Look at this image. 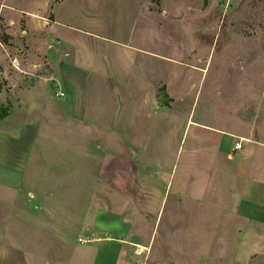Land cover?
<instances>
[{
  "label": "rangeland",
  "instance_id": "374dc122",
  "mask_svg": "<svg viewBox=\"0 0 264 264\" xmlns=\"http://www.w3.org/2000/svg\"><path fill=\"white\" fill-rule=\"evenodd\" d=\"M58 1L0 0V156L6 142L10 161L32 150L25 170L42 172L33 185L48 190L53 203L87 210L90 223L106 209L144 242L153 232V254L165 260L186 150L197 132L208 134L195 123L264 131V0ZM54 13L58 22L46 29ZM59 88L65 97L55 95ZM12 108L36 126L23 140L14 138L22 119L14 116L16 127H6ZM73 127H85L86 137L74 139ZM208 176L204 191L211 195L216 185ZM1 188L0 205L10 198L15 219L20 196H3ZM219 216L227 220V212L193 213L197 223L182 229L189 252L228 254ZM243 233L232 232L241 258L250 249Z\"/></svg>",
  "mask_w": 264,
  "mask_h": 264
},
{
  "label": "crops",
  "instance_id": "0c3cea01",
  "mask_svg": "<svg viewBox=\"0 0 264 264\" xmlns=\"http://www.w3.org/2000/svg\"><path fill=\"white\" fill-rule=\"evenodd\" d=\"M54 1L55 5L60 2ZM57 22L54 13L53 19L45 28L48 29L52 23ZM46 53L52 68L51 77L55 79L54 61L50 51L47 50ZM14 116L12 108L4 119L7 121L6 127L14 128L17 125L19 134H15L14 138L23 140L28 128L33 127L35 130L36 126L30 123L29 118L20 114L15 118L22 120L15 125ZM189 123L190 120L185 129ZM193 124L192 121L189 132ZM195 124L208 134L197 132L186 150V176L175 197L179 201L172 204L169 210L170 224L164 232V242L169 251L165 260H162L159 253L153 254V232L144 242L138 233H134L130 222L117 218L118 216L110 219L106 209L96 210L90 223L86 216L87 210L57 206L48 198V190L44 191L33 185V182L37 184L36 181L43 179L42 172L33 169L27 175L29 171L25 169L32 157V150L23 156L20 154L17 160L10 161L12 151L7 148L8 143L1 144L2 195L5 196L6 190H14L20 196V203L17 210L19 215L15 219L12 216L10 195L7 203L3 201L0 205L4 219L0 221V264H205V260H211V264H248L254 256L258 257L256 264H264V140L260 138L264 131L253 126L247 134H239L229 126L221 128ZM5 131L13 137L12 130L6 128ZM71 132L74 139L86 137L85 127H73ZM213 132L219 137H215ZM36 137L34 134L32 143ZM240 138L243 139V148L235 149L234 144ZM83 143L85 145L86 140ZM194 148L195 158L190 155ZM197 158L201 159L198 161ZM193 168L197 177L192 172ZM190 175L194 178H190ZM208 175H211L212 182L216 185L211 195L209 191H204ZM24 185L27 190H24ZM32 185L34 187L30 189ZM30 193L34 196L29 197ZM199 197L206 202L212 201V207L204 202L198 203ZM199 208L211 209L212 215L215 211L222 215L227 212V220L222 219V222L219 216L215 224L220 227L226 243L231 245V250L224 258L218 252L210 259L205 258L202 253L188 251V239L183 237L182 229L197 223L191 219ZM157 224L153 228L156 229ZM232 232L236 236H241L240 233L244 232L243 237L246 236L243 244L249 245L250 249L244 258L238 256L235 248V244H240L241 240L234 239ZM177 240L181 243L179 247Z\"/></svg>",
  "mask_w": 264,
  "mask_h": 264
},
{
  "label": "built area",
  "instance_id": "2783aa9c",
  "mask_svg": "<svg viewBox=\"0 0 264 264\" xmlns=\"http://www.w3.org/2000/svg\"><path fill=\"white\" fill-rule=\"evenodd\" d=\"M55 95L57 97H63L64 96V92L62 90H56L55 91ZM242 141H243L242 138H240L238 141H236L235 144H234V148L235 149H242L243 148Z\"/></svg>",
  "mask_w": 264,
  "mask_h": 264
},
{
  "label": "trees",
  "instance_id": "16d2710c",
  "mask_svg": "<svg viewBox=\"0 0 264 264\" xmlns=\"http://www.w3.org/2000/svg\"><path fill=\"white\" fill-rule=\"evenodd\" d=\"M1 38L3 41L7 42L10 37L8 35H2Z\"/></svg>",
  "mask_w": 264,
  "mask_h": 264
},
{
  "label": "flooded vegetation",
  "instance_id": "af4514ba",
  "mask_svg": "<svg viewBox=\"0 0 264 264\" xmlns=\"http://www.w3.org/2000/svg\"><path fill=\"white\" fill-rule=\"evenodd\" d=\"M150 219H151V221H153V222H154V219H153L152 217H151Z\"/></svg>",
  "mask_w": 264,
  "mask_h": 264
}]
</instances>
